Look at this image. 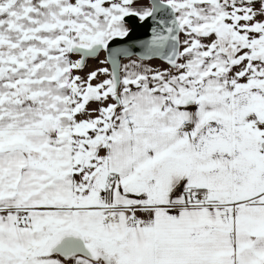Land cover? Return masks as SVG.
Masks as SVG:
<instances>
[{
    "label": "snow or ice",
    "instance_id": "snow-or-ice-1",
    "mask_svg": "<svg viewBox=\"0 0 264 264\" xmlns=\"http://www.w3.org/2000/svg\"><path fill=\"white\" fill-rule=\"evenodd\" d=\"M0 264H264V0H0Z\"/></svg>",
    "mask_w": 264,
    "mask_h": 264
},
{
    "label": "water",
    "instance_id": "water-1",
    "mask_svg": "<svg viewBox=\"0 0 264 264\" xmlns=\"http://www.w3.org/2000/svg\"><path fill=\"white\" fill-rule=\"evenodd\" d=\"M144 34H145L144 29L140 28V29L137 30V32H136L135 36L133 37V39L138 38V37L139 38H143Z\"/></svg>",
    "mask_w": 264,
    "mask_h": 264
}]
</instances>
